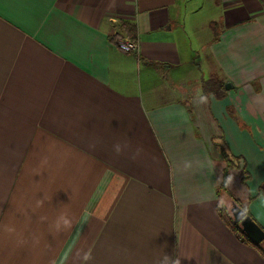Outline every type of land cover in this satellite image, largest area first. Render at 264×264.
<instances>
[{"label":"crops","instance_id":"obj_1","mask_svg":"<svg viewBox=\"0 0 264 264\" xmlns=\"http://www.w3.org/2000/svg\"><path fill=\"white\" fill-rule=\"evenodd\" d=\"M218 197L264 230V0H0V264H264Z\"/></svg>","mask_w":264,"mask_h":264},{"label":"trees","instance_id":"obj_2","mask_svg":"<svg viewBox=\"0 0 264 264\" xmlns=\"http://www.w3.org/2000/svg\"><path fill=\"white\" fill-rule=\"evenodd\" d=\"M122 28L125 29L127 31V33L130 36L131 40L135 39V34H134V30L133 28H131L129 25L127 24H122ZM224 82L223 81H219L217 79H208L206 81L202 82V90L204 94H208L211 97H214L216 99H221L224 97L225 95V90H224ZM227 166L230 168L232 166V161H230L228 159V157H224ZM226 180H224L220 186L221 190H223L226 186ZM224 191V190H223ZM220 197H218L219 199ZM219 214L221 219L223 220V222L225 223V225L235 234V236L244 244L246 245H250L253 246L254 248H256L264 257V249L261 247V245L259 246H255L253 245L248 239L247 237L244 235V233L242 232L239 224L234 223L230 213L228 214L226 211H224V207L220 206V202H219Z\"/></svg>","mask_w":264,"mask_h":264},{"label":"water","instance_id":"obj_3","mask_svg":"<svg viewBox=\"0 0 264 264\" xmlns=\"http://www.w3.org/2000/svg\"><path fill=\"white\" fill-rule=\"evenodd\" d=\"M224 88L225 90H229L231 89V85L226 84ZM229 213L234 223L239 224L247 239L253 245H261L264 249V230L234 201H231Z\"/></svg>","mask_w":264,"mask_h":264},{"label":"built area","instance_id":"obj_4","mask_svg":"<svg viewBox=\"0 0 264 264\" xmlns=\"http://www.w3.org/2000/svg\"><path fill=\"white\" fill-rule=\"evenodd\" d=\"M117 47L120 51L125 53L135 52L138 48L135 40H125L118 42Z\"/></svg>","mask_w":264,"mask_h":264},{"label":"clouds","instance_id":"obj_5","mask_svg":"<svg viewBox=\"0 0 264 264\" xmlns=\"http://www.w3.org/2000/svg\"><path fill=\"white\" fill-rule=\"evenodd\" d=\"M199 99H200L201 103H206L207 102V97L206 96H200ZM115 151L117 152V154H119L121 150L119 149V147H116ZM187 167L188 168L191 167V164H188ZM220 206L221 207L224 206V201L223 200L220 201ZM165 262H166V264H181V261H180L179 257H177L175 259H170V258L166 257L165 258Z\"/></svg>","mask_w":264,"mask_h":264},{"label":"rangeland","instance_id":"obj_6","mask_svg":"<svg viewBox=\"0 0 264 264\" xmlns=\"http://www.w3.org/2000/svg\"><path fill=\"white\" fill-rule=\"evenodd\" d=\"M210 79H217V80H219L218 78H210ZM204 81H206V80H204ZM219 81H221V80H219ZM225 87V86H224ZM222 184V183H221ZM221 189V188H220ZM219 200L221 201L222 199L221 198H219ZM225 200V199H224ZM223 200V201H224ZM230 204H231V201H229L228 202V200H225L224 201V211H226L228 214H229V207H230Z\"/></svg>","mask_w":264,"mask_h":264}]
</instances>
